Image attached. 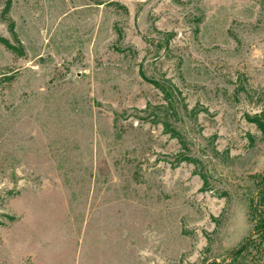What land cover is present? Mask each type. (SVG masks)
<instances>
[{
    "label": "rangeland",
    "instance_id": "rangeland-1",
    "mask_svg": "<svg viewBox=\"0 0 264 264\" xmlns=\"http://www.w3.org/2000/svg\"><path fill=\"white\" fill-rule=\"evenodd\" d=\"M217 263L264 264V0H0V264Z\"/></svg>",
    "mask_w": 264,
    "mask_h": 264
},
{
    "label": "water",
    "instance_id": "water-1",
    "mask_svg": "<svg viewBox=\"0 0 264 264\" xmlns=\"http://www.w3.org/2000/svg\"><path fill=\"white\" fill-rule=\"evenodd\" d=\"M247 243H248V242L243 243L240 247H238V248L234 251V253H236L237 251L241 250V249H242ZM219 264H221V263H219Z\"/></svg>",
    "mask_w": 264,
    "mask_h": 264
},
{
    "label": "trees",
    "instance_id": "trees-1",
    "mask_svg": "<svg viewBox=\"0 0 264 264\" xmlns=\"http://www.w3.org/2000/svg\"><path fill=\"white\" fill-rule=\"evenodd\" d=\"M217 264H219V263H217Z\"/></svg>",
    "mask_w": 264,
    "mask_h": 264
}]
</instances>
